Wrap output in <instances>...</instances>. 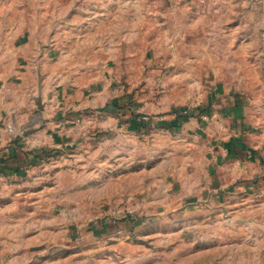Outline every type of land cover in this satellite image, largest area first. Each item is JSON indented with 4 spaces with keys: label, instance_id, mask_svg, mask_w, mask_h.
I'll use <instances>...</instances> for the list:
<instances>
[{
    "label": "rangeland",
    "instance_id": "1",
    "mask_svg": "<svg viewBox=\"0 0 264 264\" xmlns=\"http://www.w3.org/2000/svg\"><path fill=\"white\" fill-rule=\"evenodd\" d=\"M0 148V264H264V0H0Z\"/></svg>",
    "mask_w": 264,
    "mask_h": 264
},
{
    "label": "crops",
    "instance_id": "2",
    "mask_svg": "<svg viewBox=\"0 0 264 264\" xmlns=\"http://www.w3.org/2000/svg\"><path fill=\"white\" fill-rule=\"evenodd\" d=\"M229 98L231 99V96H229V97L226 96L225 98H220L221 100L219 99L218 104L213 105L212 107H209V109L207 110L208 114H206L207 120H205L203 122V126L206 127V129H204V131L205 130L211 131L210 127L213 124V122L217 123L219 125H222L221 121L217 122V120H214L215 118H221L222 119V118L229 117L230 119H232L234 121V118L240 117V116H238L239 114L236 111L237 106H235V105H237V104H235L233 102L232 105L227 106V104L229 103L227 100H230ZM222 100L224 101V104L220 103V102H222ZM231 100L236 101L233 99H231ZM221 104H223V106ZM233 105H234V107H231ZM234 114H237V115H234ZM234 122H236V121H234ZM236 123L239 124L238 122H236ZM237 124L235 125V127L237 126ZM230 139H229L230 141L227 140L226 141L227 143L223 144V146L226 147V149H223V151L221 152L222 156H224V159L231 160V162H234V165L236 168V169L234 168L235 171L238 172L241 169L242 170L246 169V171L248 172L249 171L248 167L251 166V164L254 160H258V157H260V156H256V158H254L253 157L254 153H252L251 151L249 152V150H250L249 148H251L250 144L252 142L242 140L240 138V136H238L236 133H235V136H233V135L230 136ZM243 147H245V148H243ZM14 155L15 154L10 152L8 149H7V151H5L3 148H0V185L7 182V180L9 179V176H10L9 174L13 173L18 168V165H19L18 163H20V161H19L20 158L15 157ZM237 172H235V173H237ZM240 175H241V173L237 174L235 177H238ZM220 179L222 180V178L219 176V174L218 175L215 174V176L212 180L215 182L216 181L218 182ZM207 188L209 191H212V190H217V188L219 189V186H217V185L213 186V185L208 184ZM213 188H215V189H213Z\"/></svg>",
    "mask_w": 264,
    "mask_h": 264
},
{
    "label": "trees",
    "instance_id": "3",
    "mask_svg": "<svg viewBox=\"0 0 264 264\" xmlns=\"http://www.w3.org/2000/svg\"><path fill=\"white\" fill-rule=\"evenodd\" d=\"M179 115H181V114H179ZM142 123H143V122L141 121V122H139L138 124H140V125L142 126Z\"/></svg>",
    "mask_w": 264,
    "mask_h": 264
}]
</instances>
